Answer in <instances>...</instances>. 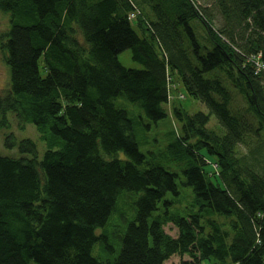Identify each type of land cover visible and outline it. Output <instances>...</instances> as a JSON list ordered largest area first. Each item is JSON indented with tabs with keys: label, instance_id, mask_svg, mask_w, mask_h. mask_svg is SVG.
Returning a JSON list of instances; mask_svg holds the SVG:
<instances>
[{
	"label": "trees",
	"instance_id": "1",
	"mask_svg": "<svg viewBox=\"0 0 264 264\" xmlns=\"http://www.w3.org/2000/svg\"><path fill=\"white\" fill-rule=\"evenodd\" d=\"M0 12V125L13 111L47 145L39 157L8 135L31 155L0 153V264H264V0H0ZM126 48L143 68L120 61ZM176 75L207 111L171 102ZM166 103L180 126L150 137Z\"/></svg>",
	"mask_w": 264,
	"mask_h": 264
},
{
	"label": "rangeland",
	"instance_id": "2",
	"mask_svg": "<svg viewBox=\"0 0 264 264\" xmlns=\"http://www.w3.org/2000/svg\"><path fill=\"white\" fill-rule=\"evenodd\" d=\"M201 1L205 2L207 0H201ZM5 22H6V17L0 12V30L5 25ZM192 24L193 26H196L195 30H196V34L198 38L200 39V41L204 43L205 42V39L203 38L205 37L204 26L200 24V22L196 19L192 21ZM135 25L136 24L134 23V26ZM136 29L138 33L142 35V31L139 28H136ZM3 54L4 53L2 49H0V87L1 88L5 87L9 81V65L7 64ZM118 56H119L120 61L127 67H133V68H143L144 67L143 63L133 58V51L131 48H126L122 50ZM213 73H214L213 71L206 72V75L210 76ZM174 81H175V84L170 86L171 102H174V100H176L178 103H181L190 113L196 112L198 110L207 111V107L202 101H200L199 99L189 94L183 81L180 79L179 76L177 75L174 76ZM224 82L234 92L239 93L237 88L234 87L233 84L229 80L225 79ZM239 95L241 96L240 93ZM240 96H238V98L241 101L242 98ZM119 100H121L124 104L130 105V106L138 105L137 103L131 102L123 95L119 97ZM166 107H167L168 115L160 119L158 124H156L153 121L151 122L152 126L154 127V130H152L150 137H152L155 131L157 130L160 131L161 134L169 133L172 129L180 126V122L173 115L170 103L168 104L166 103ZM7 117H8L9 125H5V126L0 125V153L4 155H10V156H16V157H19L23 154L30 156L31 154L29 153L21 152L18 146L14 145L13 147H10L8 144H6V141H7L8 135H9V141L11 143H13L14 140L19 141L25 137H31L37 143L39 157H42L47 148V145H46V142L41 138L36 125L30 121L26 122L24 125H21L19 121L17 120V117L13 111H9L7 114ZM216 122H217L216 117L212 115L209 125L212 126L216 124ZM160 137L162 138L161 141H164V143H157L156 141H153L151 144H149V143L144 142V140L142 139H138L140 149L142 151H146L151 146H153L154 149L162 147L165 143H167L166 139H168L170 136L169 134H167L164 137L160 135ZM209 157L211 161L215 160V156L210 155ZM213 164L215 166V163H212V165ZM212 165L209 164L208 168H211ZM187 188L190 189L189 186ZM108 227H112V226H108ZM101 229L103 228L100 227L98 231H100ZM166 230L173 235L177 234V228L173 226V224H168L166 226ZM93 252L96 255L98 254L99 252L98 245L94 247ZM183 257L187 258L188 255H184ZM180 258H181L180 255L175 254L171 256L168 260H166L165 264H179ZM32 264H36V263H32ZM208 264H217V263L211 260V261H208Z\"/></svg>",
	"mask_w": 264,
	"mask_h": 264
},
{
	"label": "built area",
	"instance_id": "3",
	"mask_svg": "<svg viewBox=\"0 0 264 264\" xmlns=\"http://www.w3.org/2000/svg\"><path fill=\"white\" fill-rule=\"evenodd\" d=\"M131 17H134V14H131ZM256 66H257V71L264 70V60L261 57V53H259L256 56Z\"/></svg>",
	"mask_w": 264,
	"mask_h": 264
}]
</instances>
